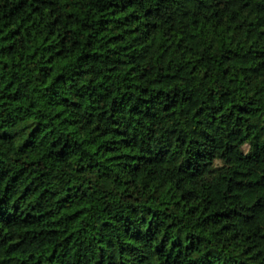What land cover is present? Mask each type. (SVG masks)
I'll return each instance as SVG.
<instances>
[{"label":"trees","instance_id":"16d2710c","mask_svg":"<svg viewBox=\"0 0 264 264\" xmlns=\"http://www.w3.org/2000/svg\"><path fill=\"white\" fill-rule=\"evenodd\" d=\"M0 264H264V0H0Z\"/></svg>","mask_w":264,"mask_h":264}]
</instances>
